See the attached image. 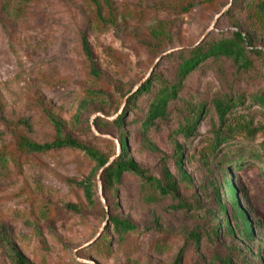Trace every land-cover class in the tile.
<instances>
[{
  "label": "rangeland",
  "instance_id": "obj_1",
  "mask_svg": "<svg viewBox=\"0 0 264 264\" xmlns=\"http://www.w3.org/2000/svg\"><path fill=\"white\" fill-rule=\"evenodd\" d=\"M97 1L104 25L82 0H0V224L29 264H173L179 255L178 264H264V106L256 100L264 93V30L248 13L256 0ZM235 31L260 50L245 54L248 66L211 58L179 78L180 55ZM82 34L98 80L83 55ZM155 77L180 84L166 117L144 131L147 94L127 107L121 128L112 125L128 97ZM231 97L240 102L226 144L232 147L219 144L212 153L215 131H226L214 101ZM47 112L62 122V135L111 162L123 133L127 155L150 176L162 178L165 165L178 197L161 195L131 174L123 175L116 193L108 192L101 170L77 150L13 157L19 134L39 144L57 137ZM192 118L197 124L185 136L180 128ZM97 120L106 123L101 132ZM239 156L241 168L230 172ZM90 176L93 205L73 184ZM228 178L248 214L252 240L224 229L210 235L213 225H223L219 204L231 213ZM67 205H79L81 213ZM111 218L139 230L120 241ZM0 264H12L1 239Z\"/></svg>",
  "mask_w": 264,
  "mask_h": 264
},
{
  "label": "trees",
  "instance_id": "obj_2",
  "mask_svg": "<svg viewBox=\"0 0 264 264\" xmlns=\"http://www.w3.org/2000/svg\"><path fill=\"white\" fill-rule=\"evenodd\" d=\"M88 2L93 8V14L96 21H99L104 25V17L102 16V7L97 0H82ZM234 5L237 4L238 0H232ZM252 7L248 10V13H252L257 19L259 24L264 30V1L256 0L252 2ZM83 55L89 63V68L92 76L98 80L100 73L97 71L94 65V56L91 49L90 43L87 39L86 34H82L80 37ZM255 48V49H253ZM252 50H257V47L251 43L245 33L235 31L230 38L219 39L215 41H209L204 45L196 46L195 48L188 50L185 55H180V61L178 63V75L181 80H184L189 74L195 71L198 67L204 64L211 58H228L234 63L240 64V66H248L246 60V53ZM155 88V90H154ZM157 88V89H156ZM180 84H161L158 77H155L152 81L143 82L138 89L128 97V103L123 113L113 120L112 125L121 128L126 116V109L133 104L138 98L143 95H151V99L148 105V109L145 115V121L143 124L144 131L147 132L149 127L157 119L164 118L167 115V109L171 101L177 98ZM95 92V91H94ZM92 93V92H91ZM261 106H264V93L256 98ZM240 104L236 99L228 98L225 101L216 100L214 101V107L222 126L226 131L217 128L211 141V152L217 150V146L222 144L223 147L231 149L232 145H226L230 142V136L236 131L235 129V109ZM48 120L55 127L57 131V137L50 143H35L27 139L24 135H17V159L21 158L22 155H33V154H45L47 152L58 150V149H72L82 152L91 161L95 162L97 170H101L99 179L102 181L103 189L108 192L116 193L118 185L121 183L124 174H131L137 177L141 182L152 187L161 195H170L172 197H178V185L172 178L171 173L163 165L161 174L162 178L156 176H150L147 171L143 170L131 157L127 155V143L123 133L118 137V144L120 146V154L109 163V158L101 154L97 150L83 144L82 142L73 139L69 136L62 135V122L50 113H46ZM198 116V114H197ZM232 119V121H231ZM230 120V121H229ZM198 121V120H197ZM197 121L195 118L190 119L186 124L182 125L180 132L185 136H190L194 130ZM98 132H101L105 124L102 120L94 121ZM252 126L247 125L246 133L250 136L254 134L255 130ZM148 146L152 150H156L155 147L148 143ZM179 148V147H178ZM180 150V148H179ZM12 157V158H13ZM181 155L177 158L178 168L180 169ZM15 159V161H17ZM4 161L3 155L0 153V163ZM242 157H238L235 160V166L230 169L235 171L240 169L242 166ZM95 173V172H94ZM93 173V175H94ZM92 175V176H93ZM77 188L81 189L84 193V197L89 205L94 204V196L96 194L95 184L92 182L91 176L83 179L78 183H73ZM226 194L230 200L231 213L227 211L222 203L219 204V211L223 215V225H213L210 235L217 237L219 232L224 229L230 236L239 235L247 240H252L254 236L253 227L249 221L248 214L244 210L242 203L237 193V188L230 178L223 181ZM69 210L75 213H81V207L79 205H67ZM185 205H176L172 208L182 209ZM233 219V223H230V219ZM113 232L117 235L118 240H124L128 235L136 233L139 228L130 223L128 220H121L118 218L109 219ZM146 230V229H145ZM0 239L3 246L8 254V257L12 264H29L28 260L20 253L13 243L12 238L8 234V231L4 226L0 224ZM106 239V238H105ZM180 255L177 257L173 264L179 263Z\"/></svg>",
  "mask_w": 264,
  "mask_h": 264
},
{
  "label": "water",
  "instance_id": "obj_3",
  "mask_svg": "<svg viewBox=\"0 0 264 264\" xmlns=\"http://www.w3.org/2000/svg\"><path fill=\"white\" fill-rule=\"evenodd\" d=\"M111 161H109V163H110Z\"/></svg>",
  "mask_w": 264,
  "mask_h": 264
}]
</instances>
